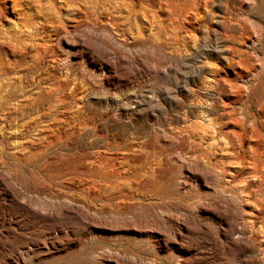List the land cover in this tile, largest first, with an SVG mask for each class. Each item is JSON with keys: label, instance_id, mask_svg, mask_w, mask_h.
<instances>
[{"label": "rangeland", "instance_id": "obj_1", "mask_svg": "<svg viewBox=\"0 0 264 264\" xmlns=\"http://www.w3.org/2000/svg\"><path fill=\"white\" fill-rule=\"evenodd\" d=\"M162 1L144 0L145 14L134 15L120 0L101 1L92 28L87 21L72 28V8L62 0L2 6L0 86L7 89L12 78L18 89L16 118L0 114L5 137L0 139V264H256L264 259V234L251 223L248 242L257 253L248 249L247 262L238 255L246 245L232 241L237 237L233 217L212 201L223 194L224 180L202 168L209 160L231 159L217 132L215 118L222 113L225 121L232 116L264 132L256 101L264 90V73L254 80L245 77L253 81L251 90L237 80L242 94L231 97L226 82L233 70L223 40V33L237 32L240 22L257 26L262 37L250 52L264 66V0H193L199 14L179 9L175 27L169 21L175 14H167ZM54 85L61 87L53 90ZM45 91L55 95L41 99ZM35 101L38 110L32 107ZM42 132L61 137L48 155L56 161L29 165L17 160L21 144L36 143ZM202 151L209 157L195 155ZM3 168L9 179L1 175ZM63 171L69 175L62 181L43 180ZM59 185L75 188L68 191L74 211H61L62 198L45 193L32 198L36 209L58 203L59 217H50L49 209L43 216L29 213L16 192H46ZM201 205L217 217L201 212Z\"/></svg>", "mask_w": 264, "mask_h": 264}, {"label": "bare ground", "instance_id": "obj_2", "mask_svg": "<svg viewBox=\"0 0 264 264\" xmlns=\"http://www.w3.org/2000/svg\"><path fill=\"white\" fill-rule=\"evenodd\" d=\"M19 1V0H18ZM66 5H68L69 7L72 8V16L69 18L70 21H72L73 23L70 24V26L72 28L76 27V24H78L81 21H87L90 25L91 28L93 26H95V19L99 18L98 14H99V8H100V3L101 1H108V2H112V1H116V0H62ZM122 4H124V7L126 8L127 12L129 15H134L137 14L138 12L144 13L146 11V6H148L147 1L146 3L144 2V0H120ZM162 1V0H161ZM193 1V0H192ZM198 1V0H197ZM197 1H193L191 2L190 0H163L160 4V2L156 3L160 4V6H167L170 9V12L167 14H175L170 16L171 19L169 21L172 22L173 26H177L178 24V19L177 17L180 15V13H177V11H179V9H181L182 12H185L186 14H188V12L193 13H198V2ZM201 1V0H200ZM199 1V2H200ZM205 1V0H204ZM203 1V2H204ZM249 1V0H248ZM110 2V3H111ZM118 2V1H117ZM117 4L120 5V3ZM202 2V3H203ZM17 0H0V12L2 9V6L4 8H14L17 4ZM19 3V2H18ZM115 3V2H114ZM149 3V2H148ZM63 4V5H65ZM107 4V3H106ZM162 4H166V5H162ZM204 4V3H203ZM65 5V6H66ZM110 5V4H109ZM151 4H149L150 6ZM52 6V5H51ZM103 6V4H102ZM106 6V5H104ZM114 6V5H113ZM203 6V5H201ZM116 7V6H115ZM106 8V7H105ZM119 8V7H118ZM121 8V7H120ZM123 8V7H122ZM121 8V9H122ZM152 8V7H151ZM150 8V9H151ZM158 8V7H157ZM16 9V8H14ZM108 9V8H107ZM110 9V8H109ZM149 9V8H148ZM167 8L163 9L166 10ZM4 10V9H3ZM104 9H102L103 11ZM115 10V9H114ZM124 10V9H123ZM154 10V9H153ZM157 10V9H156ZM162 10V9H161ZM184 10V11H183ZM231 10V9H230ZM70 11V10H69ZM109 11V10H108ZM233 11V10H232ZM111 12V10H110ZM115 12V11H114ZM126 12V11H125ZM148 12V10H147ZM156 12V11H155ZM181 12V14H182ZM200 12V11H199ZM3 13V12H2ZM56 13V12H55ZM106 13V12H105ZM109 13V12H108ZM113 12H111L112 14ZM150 13V12H149ZM234 13V12H233ZM58 14V11H57ZM70 14V13H69ZM110 14V13H109ZM114 14V13H113ZM159 14V13H157ZM156 14V15H157ZM190 14V13H189ZM199 14V13H198ZM230 14V13H229ZM56 15V14H55ZM71 15V14H70ZM126 14H124L125 17ZM148 15V13H147ZM154 15V14H153ZM196 15V14H194ZM108 16V20L109 15ZM111 16V15H110ZM115 16V14H114ZM121 16V15H120ZM146 16V15H145ZM151 16V15H149ZM167 16V17H168ZM189 16V15H188ZM234 16V15H233ZM54 17V16H53ZM104 17V16H103ZM112 17V16H111ZM143 16H140L139 18H141ZM154 17V16H153ZM162 17V16H161ZM166 17V16H165ZM164 17V18H165ZM184 17V16H183ZM229 17V16H228ZM231 17V16H230ZM57 20L59 19L58 17H56ZM117 18V17H116ZM128 18V16H127ZM132 18V17H130ZM135 18V17H134ZM133 18V19H134ZM158 18V16H157ZM225 18V17H224ZM232 18V17H231ZM50 19V18H49ZM72 19V20H71ZM136 19V18H135ZM138 19V17H137ZM147 19V17H146ZM161 19V18H160ZM163 19V18H162ZM168 19V18H167ZM182 19V18H181ZM112 20H114L112 18ZM127 20V19H126ZM131 20V19H130ZM150 20V19H149ZM154 21V19H151ZM157 20V19H156ZM166 20V19H165ZM183 20V19H182ZM229 20V18H228ZM60 21V20H59ZM103 21V20H102ZM106 21V20H105ZM128 21V20H127ZM161 21V20H160ZM168 21V20H167ZM58 22V21H56ZM62 22V20H61ZM107 22V21H106ZM111 22V19L110 21ZM107 22V23H108ZM114 22V21H113ZM117 22V20H116ZM148 22V21H147ZM152 22V21H151ZM158 22V20H157ZM181 22V20H180ZM226 22V21H225ZM229 22V21H228ZM235 22V21H234ZM237 22V20H236ZM240 22V21H239ZM54 23V22H53ZM59 23V22H58ZM105 23V22H104ZM106 23V24H107ZM115 23V22H114ZM159 23V22H158ZM165 23V22H164ZM169 23V22H168ZM57 24V23H56ZM63 24V23H62ZM112 24V22H111ZM117 24V23H115ZM156 24L157 23H153ZM162 24V23H161ZM230 24V23H229ZM237 24V23H236ZM235 24V26H236ZM60 26V23L57 24ZM69 25V24H68ZM110 26V24H108ZM114 25V24H112ZM111 25V27H112ZM159 25V24H158ZM171 25V24H170ZM226 25V24H225ZM233 25V23H232ZM51 26V25H50ZM53 26V24H52ZM56 26V25H55ZM69 26V27H70ZM89 26V25H88ZM165 26V24H164ZM179 26V25H178ZM230 26V25H229ZM227 24V28L229 27ZM63 28L65 26H62ZM110 27V28H111ZM151 27V25H150ZM162 27V26H161ZM237 32L234 33H223V40L225 42L224 44V50H225V59L228 61V65L230 66V68L233 70V77H231L230 79H226V86L229 87L228 90H230L232 92V94H230L231 97H235L238 98L239 94L241 92V89L239 88V84H237V80L243 82L245 87L249 88V90H251L253 87L251 86L249 81H246L245 77L249 76V78H251L252 80H254L256 75L263 74L264 73V66L262 65V63H260V58L257 61V59L254 57H252V52H250V50H252L253 46L256 42V40H261L262 37V32L260 29H258L257 26H252V25H248L247 23L244 22H240L237 24ZM55 28V27H54ZM61 28V27H60ZM62 28V29H63ZM108 28V27H107ZM114 28V26L112 27ZM111 28V29H112ZM164 28V27H162ZM170 28V27H169ZM177 28V27H176ZM175 28V29H176ZM65 29V28H64ZM94 29V28H93ZM156 29V28H155ZM172 29V28H171ZM178 29V28H177ZM67 30V29H66ZM72 30V29H70ZM163 30V29H162ZM233 30V29H232ZM164 31V30H163ZM172 32V30H170ZM173 31H175L173 29ZM226 31V30H225ZM224 31V32H225ZM71 32V31H70ZM69 32V34H70ZM110 32V31H109ZM114 33V32H113ZM168 33V32H166ZM176 33V32H175ZM174 33V36L176 35ZM14 34V33H13ZM160 34V33H159ZM172 34V33H171ZM170 34V35H171ZM169 35V34H166ZM173 35V34H172ZM171 35V36H172ZM157 36V35H155ZM159 37V36H158ZM157 37V38H158ZM165 37V34H164ZM177 37V36H176ZM65 38V37H64ZM167 38V37H165ZM16 39V38H14ZM66 39V38H65ZM164 39V38H163ZM170 39V38H169ZM174 39V38H173ZM177 39V38H176ZM67 40V39H66ZM162 40V39H161ZM165 40V39H164ZM176 41V40H175ZM178 41V40H177ZM176 41V42H177ZM247 41V43H246ZM69 42V41H68ZM168 42V41H167ZM174 42V41H173ZM169 43V42H168ZM178 44V43H177ZM243 46V48L241 46ZM168 46V45H166ZM34 47V46H33ZM73 47V46H72ZM173 47V46H172ZM222 50V49H221ZM253 51V50H252ZM39 52V51H38ZM255 52V51H254ZM255 56V54H253ZM259 56V55H258ZM263 60V59H261ZM226 61V62H227ZM203 64V63H202ZM1 76V75H0ZM257 77V76H256ZM10 79V76L8 77ZM227 78V77H224ZM259 78V77H257ZM261 78V77H260ZM12 79V78H11ZM10 79V81L7 83V89H3L1 85L0 86V114H2V116L7 117L9 119L12 118H16V89H18L17 85H16V80L12 81ZM220 79V78H219ZM263 79V78H262ZM261 79V80H262ZM222 80V78H221ZM257 80V79H256ZM259 80V79H258ZM2 81V80H1ZM0 81V82H1ZM219 81V80H218ZM224 82V80H222ZM221 81V82H222ZM217 82V81H216ZM222 82V83H223ZM258 82V81H257ZM263 82V80H262ZM3 83V82H1ZM260 83V82H259ZM224 84V83H223ZM241 84V83H240ZM253 84V83H252ZM258 84V83H257ZM19 85V84H18ZM26 85V84H25ZM59 85V84H58ZM225 85V84H224ZM243 85V84H242ZM28 87V84L26 85ZM33 86V85H32ZM61 87V86H60ZM60 87H53V90H55L56 88H60ZM227 87V88H228ZM21 88V87H20ZM19 88V90H20ZM23 88V87H22ZM38 88V87H37ZM36 88V89H37ZM243 88V87H242ZM256 88V87H255ZM24 89V88H23ZM51 88H49L50 90ZM22 90V89H21ZM41 90V89H40ZM45 90V89H44ZM60 90V89H59ZM23 91V90H22ZM25 91V90H24ZM51 91V90H50ZM224 91V90H223ZM59 92V91H58ZM247 92V90H246ZM20 93V92H19ZM22 93V92H21ZM20 93V94H21ZM40 93V92H38ZM42 94V98L41 99H46V98H50L51 96H54L53 93H49L48 91L41 93ZM225 94V93H224ZM229 94V93H228ZM245 95V94H244ZM59 96V95H56ZM247 96V95H246ZM23 97V96H22ZM247 98V97H246ZM38 99V97H37ZM40 99V100H41ZM248 99V98H247ZM231 100V99H230ZM256 101H258V107L257 110L260 111L263 114V119H264V90L262 89L261 94L258 96V100L256 98ZM223 102V101H222ZM246 102V101H245ZM254 102V101H253ZM18 103V102H17ZM21 103V102H20ZM24 103V102H23ZM39 101H35L32 104V107L36 110L39 109ZM49 103V102H48ZM52 103V102H51ZM50 103V104H51ZM56 103V102H55ZM218 103V102H217ZM227 103V102H226ZM242 103V102H239ZM238 103V104H239ZM26 104V103H25ZM54 104V103H53ZM19 105V103H18ZM228 105V104H227ZM232 105V104H231ZM253 105V104H252ZM53 106V105H52ZM29 107L32 109L31 104H29ZM228 109V108H226ZM33 110V109H32ZM31 110V111H32ZM233 110V109H232ZM34 111V110H33ZM224 111V110H223ZM227 111V110H226ZM229 111V110H228ZM234 111V110H233ZM39 111H36L35 113H37ZM41 112V111H40ZM44 113V111H42ZM236 112V111H235ZM219 113V112H218ZM222 113V112H221ZM220 113V114H221ZM256 113V112H255ZM233 113L230 111L228 112V115H232ZM44 115V114H43ZM219 115V114H218ZM223 115V113H222ZM222 115L216 117V126H217V132L221 137H224L226 140V143L229 147V153L231 155V159L226 160V161H216V162H212L211 160L208 161L207 164H204L202 166V168H207L206 171L209 175L215 176V177H219L220 178V174L221 177L223 178L222 180H224V183L222 185V190H221V194L223 191V194L217 198H213L212 201L215 202L216 206L215 208H220V209H225L227 210V212L231 213L232 217H233V221L235 222L236 227L234 228V231L236 232L237 237H233L232 241L234 243H238V242H242L244 243L246 246L244 248H242L241 250V254L238 253V255L242 256V260L244 262H247V258H244V253L246 251H248V249H254L253 246L249 243L251 242L250 238L252 236H249L247 228L249 227V223L252 224V226L257 225L258 228H260L262 231V233L264 234V132L260 129H258V127L253 124L250 126H245V124H243L240 119V122L236 121V118H231L227 121L224 120V118ZM252 115V114H251ZM237 117V116H236ZM247 117V116H246ZM249 117V116H248ZM258 118V117H257ZM238 119V118H237ZM248 119V118H247ZM255 120V119H254ZM259 120V119H258ZM261 121V120H260ZM263 121V120H262ZM261 121V122H262ZM255 122V121H254ZM212 124V123H211ZM210 124V125H211ZM213 125V124H212ZM215 125H213L214 128ZM190 127V126H189ZM194 127V126H193ZM197 127V126H196ZM194 127V128H196ZM210 127V126H209ZM262 127V126H261ZM188 128V127H187ZM201 128V127H200ZM203 128V127H202ZM212 128V129H213ZM189 129V128H188ZM193 129V128H191ZM201 130V129H200ZM191 131V130H188ZM196 131V129H195ZM198 131V130H197ZM196 131V132H197ZM215 131V130H213ZM185 132V131H184ZM195 132V134H196ZM201 132V131H200ZM187 132H185L186 135ZM194 133V131H193ZM213 133V132H212ZM191 134V133H190ZM207 134V133H206ZM39 135V134H38ZM191 136V135H188ZM212 136V135H211ZM243 136V137H242ZM204 137V136H203ZM217 137V136H215ZM220 137V138H221ZM242 137V139H241ZM37 138V142L35 143L34 141L29 142V143H23L21 144V148L19 153L20 154H16V159L19 160L22 163H26V164H31V165H39V164H43V163H54L56 161L55 156H48L49 153H55L53 152V150H50V146L51 144L57 143L59 142V140L61 141V137H57V138H51L49 137L48 133L42 132ZM201 138V137H200ZM219 138V139H220ZM0 139L5 140V137L0 134ZM199 139V138H198ZM188 140V139H187ZM194 140V139H193ZM221 140V139H220ZM245 140V141H244ZM250 140L254 141V142H249ZM62 142V141H61ZM60 142V143H61ZM199 142V141H198ZM213 142V141H212ZM200 143V142H199ZM195 144V143H194ZM205 144V143H203ZM213 144V143H212ZM185 145H189L186 144ZM197 145V143H196ZM212 146V145H211ZM226 146V145H224ZM198 147H201L198 145ZM203 147V146H202ZM208 147V146H207ZM18 148V147H17ZM52 148V147H51ZM195 148V147H194ZM54 149V148H53ZM196 149V148H195ZM209 148H207L206 150H208ZM226 149V148H225ZM202 150V149H201ZM55 151H58L57 149H55ZM209 151V150H208ZM18 151H16L17 153ZM206 152V151H205ZM204 151L202 152H198V155L200 156L199 158L203 159V158H207L208 155L205 154ZM225 153V152H224ZM227 153V151H226ZM193 155V154H192ZM227 156V155H226ZM229 156V155H228ZM44 157H46V160L44 162H41L40 160L43 159ZM191 157V156H190ZM209 157V156H208ZM212 158V156H211ZM198 159V158H197ZM189 160V159H188ZM187 160V161H188ZM193 160V159H192ZM190 160V161H192ZM195 160V159H194ZM199 160V159H198ZM189 161V162H190ZM211 161V162H210ZM0 162L2 163V155H0ZM204 162V161H203ZM191 163V162H190ZM205 163V162H204ZM186 166H188L187 164H185ZM194 165V162H193ZM192 167V166H190ZM195 167V165H194ZM235 167V168H234ZM188 168V167H185ZM199 168V167H198ZM189 169V168H188ZM193 168H191L192 170ZM220 172H218L217 170ZM1 170V169H0ZM194 170H197L194 168ZM3 171L5 173H1L2 176H4L5 178L9 179V173L3 168ZM190 171V170H189ZM203 171V169L201 170ZM219 174H217V172ZM194 172V171H193ZM189 173V172H188ZM204 173V172H203ZM67 175H69L68 172L63 171L61 174L60 173H56V174H51V175H44L43 176V180L45 182H53L55 179L57 181H62L64 179V177H66ZM207 175V174H206ZM211 176V177H212ZM218 178V179H219ZM215 179V178H214ZM217 179V178H216ZM221 179V178H220ZM220 180H218L219 182ZM2 184V183H0ZM54 185H58V184H54ZM59 188H48V190L46 192L44 191H38L35 188H31V189H19L18 191L16 190V192L23 196V199H25L24 204H26L27 208H28V212L30 213L33 212L34 214H36L37 216H43V212H45L46 210H48V215L50 217H59L60 212L63 211L65 214L70 213L72 211H74L76 208L75 206H72L70 204L73 203L74 198L71 197L72 193H68V191L70 190H75L74 187H66L65 185H59ZM214 189V188H212ZM217 189V188H216ZM221 189V188H220ZM219 189V190H220ZM40 193H45L48 196L51 197H58V198H62L61 201H63V203L60 204L62 205V209L61 211H59L56 207V204L58 203H52L51 205H39L38 208L40 209V207H42L41 209L44 208V211H38L39 209H36V207L33 205V199L37 194ZM10 196H12V193L10 194ZM216 197V196H215ZM207 202V200H205ZM76 203H79V200L75 201ZM201 212H203L204 214L207 215H211V216H215V213L210 210L209 208H207L206 205H201L200 207ZM16 215L18 216H23V213H16ZM217 217V216H215ZM231 217V216H230ZM42 220V219H41ZM178 222V220H177ZM182 222V221H181ZM222 223H226L227 221L222 220ZM229 222V221H228ZM179 226L186 228V225L183 223H179ZM256 228V227H255ZM254 231V230H251ZM259 231V230H258ZM259 231V232H260ZM256 232V230H255ZM254 232V233H255ZM261 235V233H260ZM250 240V241H249ZM249 241V242H248ZM254 242V241H253ZM257 242V241H255ZM249 243V244H248ZM259 243V242H258ZM260 244V243H259ZM257 246V244H256ZM260 246V245H259ZM261 247V246H260ZM259 248V247H258ZM254 253H257L254 250H251ZM261 251V250H260ZM236 255V253H235ZM257 255V254H256ZM237 256V255H236ZM246 256V255H245ZM259 257V256H257ZM256 258V257H255ZM242 263V262H241ZM256 264H264V259L260 258L256 260Z\"/></svg>", "mask_w": 264, "mask_h": 264}]
</instances>
